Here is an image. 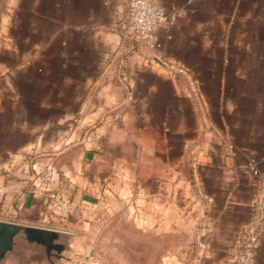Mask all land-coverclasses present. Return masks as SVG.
Masks as SVG:
<instances>
[{
  "label": "crops",
  "instance_id": "0c3cea01",
  "mask_svg": "<svg viewBox=\"0 0 264 264\" xmlns=\"http://www.w3.org/2000/svg\"><path fill=\"white\" fill-rule=\"evenodd\" d=\"M153 1L176 16L156 52L125 35L130 0H0V221L68 233L61 264H91L96 210L168 241L169 264H237L258 222L264 0Z\"/></svg>",
  "mask_w": 264,
  "mask_h": 264
},
{
  "label": "rangeland",
  "instance_id": "374dc122",
  "mask_svg": "<svg viewBox=\"0 0 264 264\" xmlns=\"http://www.w3.org/2000/svg\"><path fill=\"white\" fill-rule=\"evenodd\" d=\"M92 219L89 230H84L96 238L91 264H163L167 261L159 253L169 242L130 224L124 219L123 210H96Z\"/></svg>",
  "mask_w": 264,
  "mask_h": 264
},
{
  "label": "built area",
  "instance_id": "2783aa9c",
  "mask_svg": "<svg viewBox=\"0 0 264 264\" xmlns=\"http://www.w3.org/2000/svg\"><path fill=\"white\" fill-rule=\"evenodd\" d=\"M176 16L167 12L166 8L155 3L153 0H130L128 7L127 20L124 25L125 35L147 48L149 51H158L161 48V41L157 35V29L161 26L171 27L175 24ZM184 70L179 67H172L170 75L176 79L183 74ZM252 173L257 175V172L252 169ZM37 179L42 184H48L53 179V171L47 168L39 172ZM54 207L64 215H72L73 207L70 203L63 199H56ZM259 219L257 224L245 236L244 242L240 247V252L237 257V264H253L254 246L257 241V229L264 227V198L258 204ZM258 226V228H257Z\"/></svg>",
  "mask_w": 264,
  "mask_h": 264
},
{
  "label": "water",
  "instance_id": "95a60500",
  "mask_svg": "<svg viewBox=\"0 0 264 264\" xmlns=\"http://www.w3.org/2000/svg\"><path fill=\"white\" fill-rule=\"evenodd\" d=\"M71 236L63 231L0 221V264L37 255L46 264L72 262Z\"/></svg>",
  "mask_w": 264,
  "mask_h": 264
}]
</instances>
